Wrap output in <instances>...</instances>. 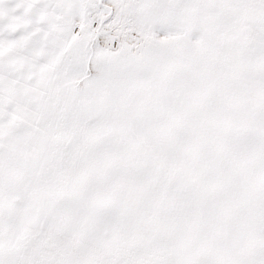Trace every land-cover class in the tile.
I'll list each match as a JSON object with an SVG mask.
<instances>
[{
    "label": "snow or ice",
    "instance_id": "snow-or-ice-1",
    "mask_svg": "<svg viewBox=\"0 0 264 264\" xmlns=\"http://www.w3.org/2000/svg\"><path fill=\"white\" fill-rule=\"evenodd\" d=\"M0 264H264V0H0Z\"/></svg>",
    "mask_w": 264,
    "mask_h": 264
}]
</instances>
